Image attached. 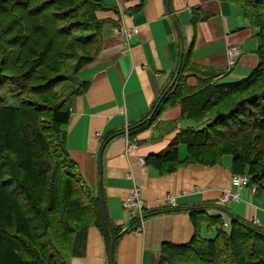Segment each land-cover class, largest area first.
Segmentation results:
<instances>
[{
	"label": "crops",
	"instance_id": "1",
	"mask_svg": "<svg viewBox=\"0 0 264 264\" xmlns=\"http://www.w3.org/2000/svg\"><path fill=\"white\" fill-rule=\"evenodd\" d=\"M95 1L111 9L100 13L109 23L102 29L101 52L78 74L86 86L71 99L70 118L62 132L66 153L86 188L101 195L113 226L122 232L129 228L123 201L133 192L146 204L149 217L140 231L124 233L116 242L112 264H159L164 246L191 241L192 209L219 215L226 225L239 218L264 232V190L258 185L243 189L237 201L218 203L223 192L234 191L232 176L241 175L234 171L230 155L215 165L182 163L167 174L158 173L148 162L180 133L177 105L163 110L133 139L128 135L172 85L184 56L188 68L200 75L186 74L189 87H196L202 77L215 76L214 82L230 84L250 75L258 65V46L242 11L230 0H120V14L115 0ZM130 28L138 32L126 43L120 31ZM232 47L238 56L230 60L227 49ZM126 137L135 145L133 152L126 153ZM177 155L179 162L186 159L185 145L178 146ZM168 195L173 196L171 202L165 201ZM155 212L159 214L150 216ZM201 231L214 232L205 224ZM68 264H109L96 228L87 229L83 253Z\"/></svg>",
	"mask_w": 264,
	"mask_h": 264
},
{
	"label": "trees",
	"instance_id": "2",
	"mask_svg": "<svg viewBox=\"0 0 264 264\" xmlns=\"http://www.w3.org/2000/svg\"><path fill=\"white\" fill-rule=\"evenodd\" d=\"M230 1L239 7L254 30L257 67L237 83L219 84L211 76L202 77L196 87H189L183 76L188 68L184 56L179 74L177 67L174 70L172 86L162 91L148 116L132 126L128 135L133 139L137 131L163 110L177 105L182 131L162 153L148 158L158 173L174 172L182 163L215 165L222 156L230 155L234 171L248 176L250 185L264 190V167L261 168L264 166V0ZM72 3L74 0H61L64 5ZM82 3L90 5L91 19L97 13L111 11L95 0ZM102 21L101 26H94V32L76 38L93 42L97 35L102 47V29L109 23ZM101 47L80 68L89 64ZM78 83L70 101L86 86V82ZM0 88L12 93L21 90L22 84L7 80L5 84L0 82ZM234 99L232 106L226 105ZM70 101L64 100L49 110L48 125L44 128L36 126L34 118L25 124L20 122L18 108L12 103L6 107L0 98V264H68L83 253L89 227L96 228L102 236L109 260L110 256L113 258L116 242L135 227L132 222L122 232L109 222L101 195L86 188L76 164L66 153L62 126L70 118ZM224 105V113L212 115L214 109ZM4 109L12 114L5 117ZM232 128L235 130L227 138L232 142L227 146L224 142L218 144L226 141L221 134ZM50 131L61 137L60 150L55 146L56 139L48 134ZM180 144L187 148L183 162L178 161ZM173 212L178 211H166ZM188 213L194 225L191 241L164 246L159 264H264V232L259 228L235 217L223 228L219 215H209L199 208ZM202 224L213 230L214 235L202 237L199 233Z\"/></svg>",
	"mask_w": 264,
	"mask_h": 264
},
{
	"label": "rangeland",
	"instance_id": "3",
	"mask_svg": "<svg viewBox=\"0 0 264 264\" xmlns=\"http://www.w3.org/2000/svg\"><path fill=\"white\" fill-rule=\"evenodd\" d=\"M82 2L74 0L64 5L61 0H0V82L18 80L22 84L21 90L12 93L0 88V98L6 107L12 103L18 108L16 114L24 124L34 118L36 126L45 128L49 110L70 101L71 92L79 86L78 74L88 64L80 66L101 47L97 33L93 42L76 38L94 32V26H101L104 20L99 13L91 19L90 5ZM186 74L199 75L192 68H187L183 76ZM235 100L226 105L232 106ZM226 105L214 109L212 115L224 113ZM2 112L5 117L12 114L6 109ZM232 129L221 134L226 141L218 144L232 142L227 139ZM48 134L56 139L55 146L60 150L61 137L51 131ZM200 235L210 238L214 233L201 231Z\"/></svg>",
	"mask_w": 264,
	"mask_h": 264
},
{
	"label": "built area",
	"instance_id": "4",
	"mask_svg": "<svg viewBox=\"0 0 264 264\" xmlns=\"http://www.w3.org/2000/svg\"><path fill=\"white\" fill-rule=\"evenodd\" d=\"M115 7L118 12L123 13L122 5L120 0H115ZM138 30L136 28L130 29H122L120 31V35H122L123 40L127 43L131 40V38L136 35ZM227 56L230 60L235 59L238 56V50L236 48H228ZM126 136L128 137L127 133ZM126 137L127 140V148L126 153L133 152L135 149V145L131 142L129 138ZM139 163L141 165L144 164V160L142 158L139 159ZM231 187L234 189L233 192H223L219 199V205L224 206L225 204L231 201H237L240 197V192L249 187L250 179L246 175H234L230 181ZM173 196L168 195L165 198V201L171 202ZM123 210L128 218L130 225L132 222H135V226L131 231L138 232L142 229V225L144 220L146 219V204L139 198L137 192H133L129 197H127L123 201ZM226 224L223 223L222 227L226 228Z\"/></svg>",
	"mask_w": 264,
	"mask_h": 264
},
{
	"label": "water",
	"instance_id": "5",
	"mask_svg": "<svg viewBox=\"0 0 264 264\" xmlns=\"http://www.w3.org/2000/svg\"><path fill=\"white\" fill-rule=\"evenodd\" d=\"M180 66H181V60L179 62V66H178V69H177V72H176L177 75L180 72ZM100 188H101V185L99 184V191H100ZM105 219H106V217H105ZM112 247H113V241L111 242V249H112ZM109 264H112V258H111V256H110V259H109Z\"/></svg>",
	"mask_w": 264,
	"mask_h": 264
}]
</instances>
